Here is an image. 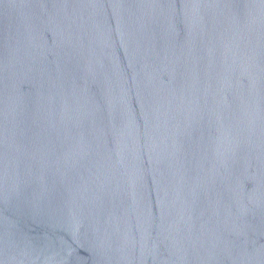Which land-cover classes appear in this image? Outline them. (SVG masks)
I'll list each match as a JSON object with an SVG mask.
<instances>
[{"label": "water", "instance_id": "water-1", "mask_svg": "<svg viewBox=\"0 0 264 264\" xmlns=\"http://www.w3.org/2000/svg\"><path fill=\"white\" fill-rule=\"evenodd\" d=\"M0 264H264V0H0Z\"/></svg>", "mask_w": 264, "mask_h": 264}]
</instances>
